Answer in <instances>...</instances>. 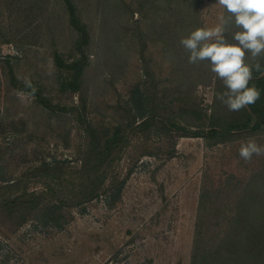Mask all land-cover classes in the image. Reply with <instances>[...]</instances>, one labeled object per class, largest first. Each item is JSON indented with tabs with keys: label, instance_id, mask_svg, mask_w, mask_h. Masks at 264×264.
Here are the masks:
<instances>
[{
	"label": "rangeland",
	"instance_id": "1",
	"mask_svg": "<svg viewBox=\"0 0 264 264\" xmlns=\"http://www.w3.org/2000/svg\"><path fill=\"white\" fill-rule=\"evenodd\" d=\"M223 11L0 0V264H264V124L180 44Z\"/></svg>",
	"mask_w": 264,
	"mask_h": 264
},
{
	"label": "clouds",
	"instance_id": "2",
	"mask_svg": "<svg viewBox=\"0 0 264 264\" xmlns=\"http://www.w3.org/2000/svg\"><path fill=\"white\" fill-rule=\"evenodd\" d=\"M216 5L224 10L217 16L218 23L190 31L181 37L180 44L189 53V64L208 62L225 88L217 98L230 112H239L261 97L260 89L250 82L254 72L264 76V0H216ZM23 83L31 91H18V97L34 96L36 88L31 80L24 78ZM254 155H264V145L249 137L241 142L239 157L250 162Z\"/></svg>",
	"mask_w": 264,
	"mask_h": 264
},
{
	"label": "trees",
	"instance_id": "3",
	"mask_svg": "<svg viewBox=\"0 0 264 264\" xmlns=\"http://www.w3.org/2000/svg\"><path fill=\"white\" fill-rule=\"evenodd\" d=\"M255 77H258V74H255L254 79L250 82V86L251 84H255V81H257L255 85L257 87V85L261 82V79L258 78L255 80ZM249 107L252 113H254L260 119L258 123L252 126V129H258L264 124V97H260V99L257 100L254 105H251ZM245 114L247 115V118H246V122L243 125H241V123H234L235 121H231L230 125L225 127V130L233 131V130H241V129L249 128L253 118L249 112ZM100 156L102 157L103 154H100ZM98 164H100V161L98 162ZM13 203L15 204V202H12V204Z\"/></svg>",
	"mask_w": 264,
	"mask_h": 264
}]
</instances>
